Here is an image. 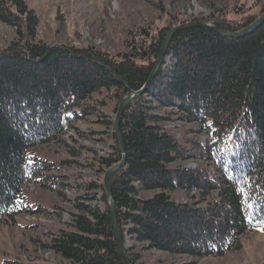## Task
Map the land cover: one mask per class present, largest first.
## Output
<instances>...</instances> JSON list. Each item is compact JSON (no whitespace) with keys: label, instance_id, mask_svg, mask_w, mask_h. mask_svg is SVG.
<instances>
[{"label":"trees","instance_id":"16d2710c","mask_svg":"<svg viewBox=\"0 0 264 264\" xmlns=\"http://www.w3.org/2000/svg\"><path fill=\"white\" fill-rule=\"evenodd\" d=\"M263 12L264 0L207 17L166 11L171 19L164 25L140 19L124 51L111 54L91 44L38 40V17L27 1L0 0V23L16 36L0 50V224L41 213L23 190L32 178L53 172L55 163L31 151L60 145L76 123L94 119L106 125L111 152L93 159L96 174L86 186L91 194L74 202L71 230L43 244L64 264H126L104 185L106 172L123 160L114 129L121 103L150 80L174 27L204 22L234 34ZM170 42L154 80L121 116L126 162L108 179L122 239L132 244L125 250L129 264L141 259L136 244L204 259L240 250L248 232L264 233V22L236 37L186 27ZM109 106L113 114L105 113ZM173 121L196 125L206 140L177 139L165 128ZM189 161L200 165L180 164ZM176 190L190 195L187 202L170 195Z\"/></svg>","mask_w":264,"mask_h":264},{"label":"rangeland","instance_id":"374dc122","mask_svg":"<svg viewBox=\"0 0 264 264\" xmlns=\"http://www.w3.org/2000/svg\"><path fill=\"white\" fill-rule=\"evenodd\" d=\"M28 7L36 13L39 26L38 40L47 43L68 44L78 47L95 45L113 54L124 51V41L129 32H135L140 19H157L158 27L164 25L170 17L162 13L168 11L174 15L210 16L219 13H232L234 7H251L254 0H26ZM163 5L164 8L161 6ZM132 27V28H130ZM16 39L10 27L0 23V50ZM106 114H113L112 108ZM110 114V115H111ZM76 123L67 131L60 145H47L35 148L31 152L41 159L55 163V170L45 174L44 178H32L23 190L29 205L41 213L21 214L14 222L0 224V264L5 262H36L45 264H64L44 247L50 235H57L59 230H71V213L76 199L87 196L86 186L96 174L91 167L95 157H103L111 152L113 145L106 125ZM179 140H206L198 134L200 128L194 124L180 122L165 123ZM97 132H92V131ZM111 132V131H110ZM193 132V133H192ZM195 132V133H194ZM85 134L86 137H81ZM91 134V135H89ZM86 147L88 150H83ZM71 154L70 151H73ZM80 153H77L80 151ZM66 160V164L62 161ZM189 169L197 168L198 162L180 163ZM175 165H179L176 163ZM156 192L145 193L151 198ZM170 195L180 202H187L190 197L184 191L176 190ZM102 192L99 193V197ZM98 204L102 206L101 202ZM127 249L132 247L125 238ZM141 255L136 264H264V233L248 232L241 241V249L220 257L198 259L189 255H174L152 249L143 250L136 244L135 251Z\"/></svg>","mask_w":264,"mask_h":264},{"label":"water","instance_id":"95a60500","mask_svg":"<svg viewBox=\"0 0 264 264\" xmlns=\"http://www.w3.org/2000/svg\"><path fill=\"white\" fill-rule=\"evenodd\" d=\"M264 22V12L263 14L258 18V20L256 22H254L253 24L249 25V27L245 30L239 31V32H235L234 34H230L227 33L225 31H221L219 30L217 27L212 26L211 24H207L204 22H198V23H189L186 25H181V26H176L174 27V29L172 31H170L167 35V37L165 38V40L163 41V45H162V49L160 51V56L157 59L156 63H155V68L151 74V77L149 78L150 80L144 85V87L142 89H140L138 92H135L134 94H131L129 96H127L123 102L121 103V106L116 114V120L114 123V129L116 130V134L118 137V142H120V148H121V154H123V160L118 163V165L113 166L111 169H109L106 172V175L104 177V185H105V189L106 192H108L109 195V204H110V213H111V217L113 219V226L114 229L116 231V238L117 241H119V245H120V252L123 254L124 260L126 264H129L128 261V257H127V253H125L126 250V241H123L121 233H120V229L118 228V218L116 216V207L111 195V192H109V177L118 171V169H120L126 162V154H125V147H124V142L122 141V136H121V130H120V121H121V116L122 114L125 112V110L128 108L129 104L132 103L133 101H135L136 99H138L140 97L141 94L144 93V91L149 87V85L151 84V82L154 80L153 78L155 77V75L157 74V72L160 70L161 65L163 63V60L166 57V52L167 49L170 45V41L172 39V37L174 36V34L181 30V29H185L186 27H205V28H209V29H213L216 32L220 33L221 35H226L229 37H236V36H242V35H247L250 32H253L254 30H256L257 28L260 27V24H262Z\"/></svg>","mask_w":264,"mask_h":264}]
</instances>
